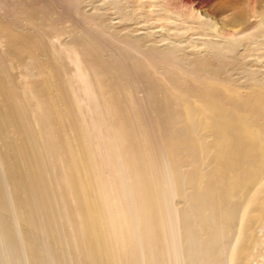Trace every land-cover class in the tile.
Returning <instances> with one entry per match:
<instances>
[{
    "label": "rangeland",
    "instance_id": "1",
    "mask_svg": "<svg viewBox=\"0 0 264 264\" xmlns=\"http://www.w3.org/2000/svg\"><path fill=\"white\" fill-rule=\"evenodd\" d=\"M5 2L0 22L26 42L16 57L0 34V151L19 163L0 176L15 190L41 181L74 258L96 235L115 258L136 256L131 233L146 215L164 232L168 209L188 208L187 177L210 169L193 149L213 142L208 126L244 116L256 138L264 125V0ZM243 202L237 230L248 222L247 193ZM89 210L99 217L95 230ZM0 230L70 264L9 215ZM7 249L0 237L1 264Z\"/></svg>",
    "mask_w": 264,
    "mask_h": 264
},
{
    "label": "bare ground",
    "instance_id": "2",
    "mask_svg": "<svg viewBox=\"0 0 264 264\" xmlns=\"http://www.w3.org/2000/svg\"><path fill=\"white\" fill-rule=\"evenodd\" d=\"M9 4L0 0V6L6 8V13ZM259 18L264 25V10ZM244 19L242 17L240 21ZM0 34L10 40L8 43L14 47L13 55L19 56L26 42L24 35L15 33L2 22ZM23 91L26 92L25 89ZM260 111L264 113V109ZM243 119L225 117L208 126L214 136L213 142L203 141L202 146H194L193 149L196 156H202L205 161L210 158L212 165L206 172L197 169L187 177L191 188L188 208L182 213L168 209L170 217L165 223L164 232L155 229L151 219L148 220L149 215H146V225L138 229L139 235L131 233L137 252L134 257L129 254L131 260L128 256L127 260L115 258L113 252L103 244L106 240L99 235L88 239L86 249L82 250L86 255L80 253L79 257H72L73 245L57 225V221H61L44 205L40 180H36L33 188L15 190L5 186L7 176H0V217L9 215L19 227L20 223L29 225L31 231L22 232L26 238L55 249L70 264H264V221L258 222L260 217L264 219V125L260 126L255 138ZM189 149L191 152L192 148ZM17 167L19 163L0 151V169L13 172ZM256 187L259 188L252 193V188ZM169 188L172 197L176 189ZM246 193L248 204L245 203L247 209L243 215L247 214L242 220L247 219L248 222L245 226L242 223L237 230L236 221ZM86 218L88 227L95 230L99 225L96 210L87 211ZM260 227L261 235L257 233ZM15 236L10 231L0 230V237L10 250L7 264H58L52 256L37 251L22 239L23 243L17 241ZM19 243L24 248H19ZM74 248L80 249V245L75 244ZM132 248L130 253L134 252ZM68 254L70 257H66ZM86 259L89 263H86Z\"/></svg>",
    "mask_w": 264,
    "mask_h": 264
}]
</instances>
